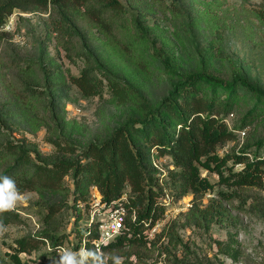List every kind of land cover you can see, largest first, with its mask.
I'll return each mask as SVG.
<instances>
[{
  "label": "rangeland",
  "instance_id": "1",
  "mask_svg": "<svg viewBox=\"0 0 264 264\" xmlns=\"http://www.w3.org/2000/svg\"><path fill=\"white\" fill-rule=\"evenodd\" d=\"M121 1L127 26L115 28L110 23L108 32L85 17L84 7L74 10L102 80L101 94L92 97H85L71 81L85 61L69 58L54 29L51 10L16 9L0 29V35L6 33L0 39V150L5 151L0 175L14 162L13 147L22 146L35 161L46 164L59 158H83L89 143L103 142L128 118L143 117L142 98L159 105L181 78L167 72V56L181 74L205 70L222 79L230 76L227 57L231 56L264 89V0H186L190 17L176 10L172 0ZM48 81L54 85L51 89ZM114 81L128 90L125 101L116 94ZM251 106L249 96L241 92L226 117L237 136L218 147L221 155L257 148L256 141L264 136V114L243 126V114ZM172 126L179 127L176 122ZM150 154L170 203L159 197L165 210L148 230L147 244L126 245L93 263L110 264L122 257L124 264H177V259L183 264H264V188L227 187L217 172L201 167L202 176L214 187L180 196V188L166 182L169 170L175 168L172 156L157 150ZM77 191L68 176L61 190L21 193L14 209L22 222L5 226L0 234V264H53L65 252L82 264L87 252L76 246L75 217L81 208L73 200ZM211 202L222 204L225 213L208 224L201 220L198 208ZM55 203H61L62 210L48 220L47 206ZM101 215L107 217V212ZM46 232L63 236L65 243L57 255L50 253L51 240L33 253H17L18 239ZM228 244L238 249L237 259L223 250ZM165 248L167 253H162Z\"/></svg>",
  "mask_w": 264,
  "mask_h": 264
},
{
  "label": "trees",
  "instance_id": "2",
  "mask_svg": "<svg viewBox=\"0 0 264 264\" xmlns=\"http://www.w3.org/2000/svg\"><path fill=\"white\" fill-rule=\"evenodd\" d=\"M172 1L176 10L191 16L186 0ZM78 6L84 7L83 13L88 20L107 32L110 23L115 28L127 26L126 8L121 0H0V29L16 9L24 12L51 10L54 29L67 55L71 59L78 56L85 61L80 74L72 75L71 81L85 97H92L101 94L103 85L96 73L91 46L79 30L74 16ZM4 34L0 35V39ZM117 40L122 44L121 40ZM227 59L230 76L222 79L205 70L181 74L167 56V72L181 78L159 105L152 106L142 98L143 117L128 118L103 142L89 143L83 150V158H59L53 164H46L35 161L22 146L13 147L10 152L15 156L14 162L2 175L14 179L20 193L41 188L61 190L65 187L66 178L72 176L78 190L73 200L81 207L75 217L76 246L87 251L82 264H95L93 262L103 258L106 253L126 245L147 244L148 230L165 210L159 200L160 196H164L161 178L155 175L156 169L149 159L152 150H157L160 155L172 156L175 168L169 170L166 182L170 181L174 187L180 188V196L189 191L199 194L214 187L207 177L202 176L201 167L217 172L220 181L227 187L264 188V136L256 141V149L244 148L225 155L218 152L219 146L237 136L234 129L229 127L226 117L234 111L241 92L248 95L252 103L243 114V126L264 114V89L240 70L231 56ZM113 85L116 86V94L125 101L128 90L118 87L115 81ZM49 86L51 89L54 85L48 81ZM28 89L38 93L31 86ZM175 122L179 127L172 126ZM134 135L141 142L135 140ZM54 143L62 146L59 141ZM72 151L76 149L72 148ZM4 154L5 151L0 150V159ZM94 194L100 197L104 208L121 204L125 209L123 227L113 240L102 244L101 252L96 246L101 238V220L91 222ZM198 209L201 220L208 224L225 213V207L214 202ZM61 210V203L50 204L45 218L52 220ZM21 222L22 217L15 209L0 214V223L4 227ZM62 237L54 232H46L44 236L20 238L16 242L17 253H33L51 240L50 253L55 256L64 246ZM165 249L162 253H167L168 248ZM223 250L232 258H238V249L234 246L228 244ZM17 256V261H20ZM176 262L183 264L181 259ZM110 264H116V260L112 259Z\"/></svg>",
  "mask_w": 264,
  "mask_h": 264
},
{
  "label": "built area",
  "instance_id": "3",
  "mask_svg": "<svg viewBox=\"0 0 264 264\" xmlns=\"http://www.w3.org/2000/svg\"><path fill=\"white\" fill-rule=\"evenodd\" d=\"M94 197L95 204L92 211L91 222L95 221L96 219L101 220V238L96 244L97 250L101 252L102 244H106L113 240L123 227L125 209L121 204L104 208V206L100 203V197L97 196V194H94ZM170 199V194L166 193V196H164V201L168 204L170 203L169 201H171ZM102 212H107V217H102ZM85 252L87 251L85 250Z\"/></svg>",
  "mask_w": 264,
  "mask_h": 264
},
{
  "label": "clouds",
  "instance_id": "4",
  "mask_svg": "<svg viewBox=\"0 0 264 264\" xmlns=\"http://www.w3.org/2000/svg\"><path fill=\"white\" fill-rule=\"evenodd\" d=\"M21 200L14 179L7 175H0V214L13 210ZM6 231V228L0 223V234ZM53 264H76L74 257L65 252L60 261L53 260ZM116 264H123V258L120 257Z\"/></svg>",
  "mask_w": 264,
  "mask_h": 264
}]
</instances>
